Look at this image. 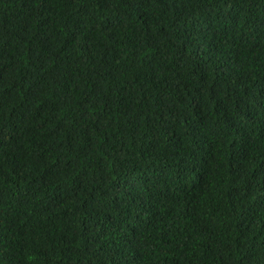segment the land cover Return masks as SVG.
I'll return each mask as SVG.
<instances>
[{
	"label": "trees",
	"instance_id": "obj_1",
	"mask_svg": "<svg viewBox=\"0 0 264 264\" xmlns=\"http://www.w3.org/2000/svg\"><path fill=\"white\" fill-rule=\"evenodd\" d=\"M0 264H264V0H0Z\"/></svg>",
	"mask_w": 264,
	"mask_h": 264
}]
</instances>
